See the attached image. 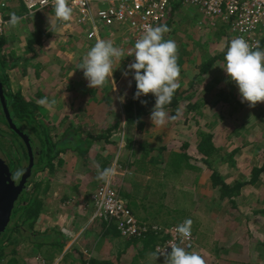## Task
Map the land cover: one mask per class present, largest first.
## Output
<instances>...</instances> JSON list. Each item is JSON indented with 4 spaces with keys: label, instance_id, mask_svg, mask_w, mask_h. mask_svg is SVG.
<instances>
[{
    "label": "rangeland",
    "instance_id": "374dc122",
    "mask_svg": "<svg viewBox=\"0 0 264 264\" xmlns=\"http://www.w3.org/2000/svg\"><path fill=\"white\" fill-rule=\"evenodd\" d=\"M1 3H4L6 7L11 4L6 0H0ZM14 3L17 8V0ZM170 17L171 30L167 33V38L174 40L177 44L180 67L178 78L180 87L176 90L177 92L187 91L190 82L198 74L199 66L207 59L217 56L218 60L212 65L208 74L200 77L203 81L196 90L194 99L180 105L184 106L186 103L191 105L199 101L198 108L191 111L183 107V111L176 112V119L174 121L169 119L164 126L153 124L150 112L144 117V123L151 124L145 125L140 130L133 128L131 131L130 136L136 142H145L155 150L168 145L167 150L180 152L183 144L188 143L186 153L191 158V165L197 168L186 174L183 169L171 174L168 164H160L162 155L157 151L150 153L148 157L156 159L155 167L150 162L144 161L143 168L146 167L151 173L150 175L145 173L146 176L141 174L137 180L139 185L142 184L141 196L149 197V201L145 200L144 203L147 209L142 210L140 216L148 215L150 218H159V220L176 218L182 223L186 219H191L192 230L195 232L192 233L194 247L189 252L195 251L201 254L206 264H264V215L260 213L264 210V173L256 183L247 184L237 196H234L232 200L235 206L232 207L227 200H219L217 189L211 187V168L204 163L206 158L196 149L199 142L198 132L212 135V143L222 151L225 157L223 162L216 160L213 168L224 182L232 185L235 182L249 181L251 170L264 166V102L257 103L255 107L249 106L247 102L242 103L237 86L229 81L227 73L223 70L224 56L231 41L224 25L211 22L196 14L190 3L186 1L178 10L171 12ZM103 36L101 39L111 40L117 47L126 46V43L120 40V34L114 33L113 36L104 34ZM23 40L20 36L13 40L11 54H8L9 49L3 52L4 56H7L5 59L11 61L12 57L16 58L17 55L24 54L26 48L23 46ZM84 41V44L80 42V47L64 49L68 50L65 54L69 58L65 64H56L55 67L39 65L47 62L43 61L45 57L39 58L36 60V62L41 61L39 64L33 61V64L23 63L15 67L8 79L11 91H17V86H20L24 97L34 99L42 106L38 110L40 124L49 125V129L52 130L51 135L55 137L54 141L60 138L59 135L68 123L76 128L83 125L84 130L89 134L102 133L105 128L112 127L117 121L125 120L122 107L128 100H133L135 81L131 73L127 77L123 75L128 69L125 57L115 62L113 76L109 78L111 85H107L106 82L102 87L88 86L83 70L79 69L75 60L83 61L87 51L95 42ZM116 74L119 76V83L115 79ZM68 76L70 79L67 78ZM2 77L0 62V78ZM51 84L63 86V89L68 86L64 84H69L74 89L76 98L71 96L72 91H68L69 96L55 99L56 102L67 101V104H70L68 101H72L75 104L74 108L61 107L60 112L48 113L46 106L52 99L48 91ZM37 87L40 88V97L37 94ZM111 87H113L114 95L108 96L106 93L109 94V92L106 90ZM42 89L45 90L44 94H40ZM91 89H94V93L90 92ZM220 91L224 92L225 98L218 95ZM78 94L82 95L81 99ZM105 95L109 97L108 100ZM103 96L104 99H102ZM140 99L147 101L156 98L149 93ZM41 100L47 102L41 104ZM85 102L88 108L80 109L87 112L79 113L75 106L84 105ZM126 131L125 128L113 131L109 138L112 146L108 145L109 143L92 142L89 148L91 159L102 152L110 154L108 156L112 159L107 169L112 170L113 165L116 168L112 184L116 189L122 188L123 191L125 188L127 191L131 189L129 184L132 177L135 178L132 170L126 171L124 167L122 168L126 152V136H124ZM86 132L82 134L83 138ZM128 152L130 153L129 149ZM142 154L140 151L139 158ZM60 158L63 160V166L56 169L51 193L47 195L45 212L40 215L35 231L42 234L47 230L65 229L69 232V236L66 237V245L62 252L71 253L77 250L83 253L85 251L91 257L101 256L113 260L116 264L125 262L130 264L132 256L126 253L121 254L124 252L123 243L119 245L108 237L95 238L96 231L93 233V240L88 233L96 223L98 224L97 221L90 222L93 211L89 210V200L96 188L104 182L101 179L97 180L99 172L93 164L85 166L82 159L79 157L76 159V156L69 152L62 154ZM91 159H89L90 163ZM9 165L12 167L13 162ZM86 170H88L87 173ZM128 172L133 176L125 177L131 176ZM39 176L37 175V180ZM94 176H96L95 180ZM142 179L145 183L141 182ZM152 181L163 185L162 191ZM155 190L156 195L151 197L150 194H154ZM177 225L179 224L170 223L168 226ZM99 226V224L96 226L97 231ZM17 249L18 257H20L27 256L32 248L28 243H22ZM118 254H121L120 262L116 259ZM59 260L60 258L54 264ZM27 263L42 264L36 258L27 259ZM137 263L165 264V259L157 258L156 260L155 256L147 254L145 259L138 257Z\"/></svg>",
    "mask_w": 264,
    "mask_h": 264
},
{
    "label": "trees",
    "instance_id": "16d2710c",
    "mask_svg": "<svg viewBox=\"0 0 264 264\" xmlns=\"http://www.w3.org/2000/svg\"><path fill=\"white\" fill-rule=\"evenodd\" d=\"M182 2H184V0H173L172 12L178 10L180 8V5H182ZM13 9L14 8H10V5H8L3 9V11H7V13L10 14L12 13ZM16 14L21 16L23 14V11H19ZM26 16L28 15L26 14ZM4 17L6 21H8L10 18L7 15H5ZM161 25H167L169 28L171 22L167 20L164 24ZM41 37L33 34L28 36L26 41L27 52H33V47H38L40 45ZM165 39H168L167 33L165 34ZM8 42L9 38H6V36L2 35L0 37V62L2 65L3 74V77L0 78V82H2L3 84H8L9 82L8 78H6L7 75L4 74V72L6 73L7 70L14 69L20 63L19 59L16 58H12L11 61L5 59L7 56H4L3 52ZM263 48L264 35L259 45V49L262 50ZM29 59L31 58H27L25 59V61H29ZM217 60L218 58L216 56L207 59L199 66L198 74L195 76V78L193 79V83L190 86L191 92L189 93V95L185 96L184 93L178 92L174 94L171 103L166 106V111L171 110L169 112L171 121H174V119H176V112L178 107L182 103L189 102L193 99V97H195L196 90L200 87V84L203 81L202 79H200V77H202V75L208 74V71ZM23 74L26 75L25 72H23ZM116 77L117 75L115 76V78ZM109 83L110 81H107V85H110ZM44 91L45 90L42 89V92L40 94H44ZM93 91L94 89H91L90 92L94 93ZM20 92L12 97L13 105L15 107V112H18L22 115L25 126L27 125L29 129H32L34 127V130L37 131L35 136L37 142L35 140L34 141L38 145L39 161L35 165L34 175L38 174L39 176L40 174V176L38 180H31V190L29 191V193L25 192L24 190V196L21 197L20 201L14 204L8 226L0 237V264H28L27 259L29 258L30 260H34V258H36L38 262L42 264H54V262L59 258L60 260L56 264H116L113 260L105 259L101 256L88 257L77 250H73L71 251V253L62 252L65 248L67 239L60 232V230H47L44 233L40 234L35 231V228L40 215L45 212V207L47 206V195L51 193L52 183L54 182L53 178L56 175V169L57 167L63 166V160L60 158V156L69 152L70 154L76 156V159L78 157L82 159V163H84L85 166L88 164H93L97 172L107 169L108 165L110 164L109 162L111 161V158H102L97 154L94 158L91 159L89 155V148L92 142L109 143V138L111 137L113 131L121 129V122L117 121L112 127L105 128V130L99 134H89L84 130L83 125L76 128L68 123L66 124L64 131L59 135L60 138L57 141H54L53 139L55 137L51 135L52 130L49 129V125H47L46 123H43L42 125L40 124V116L38 114V110L41 105L34 99H28L22 96ZM135 92L136 85L134 84L133 100H128L122 107V113L125 118V125L123 126V128L127 130L125 133V145L126 148L130 150V154L135 157L133 158V164L126 163V165H124V168L128 171L132 170V174L135 178L132 177L133 175L126 176L132 177V181L129 178L131 181L129 185L131 186L130 191H123L121 190V188H119L118 190L120 191L121 197L127 202V206L130 209L131 214L137 221L147 226H158L162 228L169 227L168 225L170 223L181 224V220L177 221L176 218H171V220H159V218H150L148 217V215L146 217L140 216L141 211H145L147 209L144 203L145 200L149 201V197L141 196L140 188L142 187V184L139 185L137 180L141 174L146 176L147 174L150 175L151 173L149 172V170H147L146 167L143 168L144 161L150 162V164L155 167L154 164L156 162L154 160L156 159H154L153 157H148L150 153L157 151L158 154L162 155V159L160 158L159 160L160 164H168L171 174H173V172L179 171L180 169H183L184 173L186 174L193 170H196L197 168L190 163L191 158L186 153L189 145L186 142L183 144L182 150L180 152H171L167 150L168 145H163L162 147L155 150L149 147L150 145L148 146L145 142H136V140H134L133 137L130 136L133 128L136 130L143 129L144 117L150 114V112L152 111V107L155 105L154 99L147 100L146 104L141 103V99H134ZM218 95L224 98L226 96H224V92L222 91L218 92ZM187 106L189 110L197 107L196 104H188ZM43 109L46 112L45 108ZM84 132H86V136L83 138L82 134ZM197 136L199 138V142L196 146V149L200 155L206 158L204 159V163L209 168H211V187L217 189L218 198L220 201L227 200L230 205L234 207L235 202L232 200L234 196H237L240 190L247 184L253 185L254 183H256L259 177L264 173V166L260 168H253L251 170V178L249 181L235 182L232 185H229L224 182L219 173L213 168V163H215L216 160L223 162L225 157L222 155V151L218 150L212 143V135L198 132ZM136 145H138V148L136 147ZM140 151H142L143 154L142 157L140 156L139 158ZM89 159H91V163L89 162ZM87 171L88 170H86L85 172L87 173ZM94 175H97V173H94ZM95 179L96 176H94V180ZM141 182L145 183V180L142 179ZM152 182L153 184H155V181ZM155 186L161 188V191L164 187L161 184H155ZM153 193L154 194H150L151 197H153V195L155 196L157 191ZM88 196H86V198ZM260 213L264 215V210ZM99 227L98 228L100 231H97L96 227L92 230V235L96 231V233H94L96 234L95 238L101 237V239H103V237H108L111 240H115L116 242H118L119 245L123 243L124 249L122 250L124 252L121 254L123 255L124 253H126L127 255L132 256L130 264H138L137 258L141 257L142 259H145L147 254L155 256L153 248L158 242V238L154 234H147L141 239L126 240L119 236L118 232L115 229L114 223L112 222H102L100 223ZM194 232L195 230H192V233ZM120 240H124V242H120ZM22 243H28L32 249L30 250V252H28L29 254H27V256L24 255L18 257L17 248ZM121 254H118L116 258L118 262H120L119 260L121 259ZM157 258L161 259L160 257ZM122 264L128 263L125 262Z\"/></svg>",
    "mask_w": 264,
    "mask_h": 264
},
{
    "label": "built area",
    "instance_id": "2783aa9c",
    "mask_svg": "<svg viewBox=\"0 0 264 264\" xmlns=\"http://www.w3.org/2000/svg\"><path fill=\"white\" fill-rule=\"evenodd\" d=\"M211 22H219L228 30L231 40L243 37L255 50L259 48L264 35V0H185ZM173 0H69L73 8L70 21H61L65 27L80 29L86 41L96 42L104 34L121 35L127 64L134 61L128 56L133 50L135 41L141 37L143 26L164 24L171 11ZM28 16L38 12H54L52 0H21ZM0 4V37L4 34L7 24ZM113 165L111 175L104 180L90 196L92 216L90 222H112L119 236L123 239H141L147 234H154L158 242L154 246V254L165 249L171 252V245H179L186 251L194 247V238H183L176 232V226L166 228L147 226L137 221L131 214L127 202L121 197L120 191L112 184L115 174ZM65 236L69 232L60 230ZM84 255L91 257L87 252ZM164 258L165 256L159 255Z\"/></svg>",
    "mask_w": 264,
    "mask_h": 264
},
{
    "label": "clouds",
    "instance_id": "9594fccd",
    "mask_svg": "<svg viewBox=\"0 0 264 264\" xmlns=\"http://www.w3.org/2000/svg\"><path fill=\"white\" fill-rule=\"evenodd\" d=\"M55 18L59 21H70L73 8L69 0H52ZM5 23L15 27L23 19L15 12L9 14ZM169 32L167 25L153 26L145 24L143 33L135 41L134 48L128 56H134V61L128 65L123 73L127 77L130 73L135 81L136 92L134 99L139 100L149 93L154 95L155 105L151 111V121L157 126H164L171 117L166 106L173 99L176 90L180 87L178 78L180 67L178 64V47L174 40L165 39ZM125 57V50L117 47L111 40L100 39L87 51L79 69L83 70L88 86L102 87L114 73V64ZM229 81L233 82L241 96V102H247L255 107L264 102V50L252 46L243 38L237 37L230 41L224 56ZM123 100V97H121ZM41 100L40 103H46ZM146 104L147 101H141ZM111 169H104L98 173V179L106 180L111 175ZM191 219H186L176 226V232L187 239L192 235ZM171 252L165 249L158 254L165 256V264H206L204 257L198 252H188L179 245H171Z\"/></svg>",
    "mask_w": 264,
    "mask_h": 264
},
{
    "label": "crops",
    "instance_id": "0c3cea01",
    "mask_svg": "<svg viewBox=\"0 0 264 264\" xmlns=\"http://www.w3.org/2000/svg\"><path fill=\"white\" fill-rule=\"evenodd\" d=\"M6 1H8V2H11V4H10V8L12 7V8H14L13 10H12V12H15V13H17V12H22L23 11V14L21 15L22 17H23V19L21 20V22L18 24V25H16L15 27H12V26H9V25H7V28H6V30H5V32H4V36H6V38H9V42H8V44H7V46L4 48V51H7V49H9L8 50V54H11V46H12V44H13V40L14 39H18L19 38V36H20V38L23 40L24 38V40L22 41V42H24V44H23V46H25V48H27L26 47V41H27V38H28V36H30L31 34H33V35H38V36H42L41 37V41H40V45L37 47V46H35V47H33V52H28V55H27V49L24 51V54L22 55V54H20V55H17V57H16V59H19V65L20 64H23V63H32L33 61H34V63L36 64H39L40 62H36V60L37 59H39V58H43V57H45V59L43 60V61H47V62H45V63H40L39 65H44V66H57L56 64H65L66 63V60L68 61L69 60V58L66 56V51H68V50H64V49H66L67 47H70V48H76V47H80V42L82 43V44H84L85 43V38H84V34H83V32L80 30V29H78V28H74V27H72V26H67V27H65L64 25H62V22L61 21H59V20H57L56 18H55V14H54V12H50V11H43V12H38V13H36V14H34V15H32V16H26V12H25V10H24V8H23V6H22V3H21V0H17V8H16V3H13V2H15L16 0H6ZM185 1V0H184ZM183 3L184 2H182V5H183ZM189 3V2H188ZM192 6V5H191ZM173 7V6H172ZM172 7H171V11H170V13L172 12ZM192 8L195 10V12H196V14H198V15H200V16H202V17H204L203 15H201L199 12H198V10L196 9V8H194L193 6H192ZM3 12V14H4V16L5 15H7V16H9V13H7V11H2ZM9 12V11H8ZM6 13V14H5ZM170 13H169V15H168V18H167V20H169L170 21V19H171V17H170ZM10 17V16H9ZM205 18V17H204ZM206 19V18H205ZM166 20V21H167ZM165 21V22H166ZM164 22V23H165ZM171 27V26H170ZM170 27H169V31L171 30L170 29ZM104 37V36H103ZM96 43V42H95ZM25 56V57H24ZM181 56V55H180ZM13 58V57H12ZM15 58V57H14ZM27 59V58H31V59H29V61H25L24 59ZM36 58V59H35ZM47 59V60H46ZM75 62H76V64H78V66L80 67L81 66V64L83 63V61L82 60H75ZM33 64V63H32ZM194 67H196V66H194ZM15 70V68L14 69H12V70H10V72H6V78H8V79H10V75H12L11 73L13 72ZM117 75V74H116ZM65 76V75H64ZM196 76V75H195ZM80 77V76H79ZM118 75H117V77L115 78V79H117V81H118V83L120 82V79H118ZM68 79H70V76H68L67 77ZM195 78V77H194ZM80 80H81V78H80ZM10 81V80H9ZM64 81H65V79H64ZM69 81V80H68ZM108 81H110V79L108 80ZM81 82V81H80ZM111 83V82H110ZM109 83V84H110ZM193 83V80L190 82V84H189V87H187V91H182V92H178V93H184V95L186 96V95H189V93L191 92L190 91V86H191V84ZM64 85H68V86H65V88L63 89V86L62 87H60V85H56V84H51V86H49L50 88L48 89V91L50 92V94H49V96H51V101L50 102H48V104H47V110H48V113H56V112H60L61 110V107H64V109H67V108H69V109H71V108H74V105L75 104H73V102L72 101H68V102H70V106L67 104V101H64V100H62V101H59V102H56L55 101V99L56 98H63L64 96H69L68 94H70L68 91H72V94H71V96L73 97V98H76L77 97V94L76 93H74L75 91H74V89H72L70 86H69V84H64ZM111 85V84H110ZM45 87V86H44ZM38 88V87H37ZM16 90H19V91H21V89H20V86L18 87L17 86V89ZM107 92H109V94L108 93H106L108 96H112V95H114L113 94V92H114V90H113V87H111L110 89H108V90H106ZM39 92H40V88H38V90H37V94H39ZM48 92V93H49ZM177 92V91H176ZM175 92V93H176ZM44 93V92H43ZM78 96L80 97V99L82 98L81 96L82 95H79L78 94ZM184 96V97H185ZM102 97V96H101ZM100 97V98H101ZM105 98L108 100V98L109 97H107L106 95H105ZM102 99H104V96H103V98ZM193 99H194V97H193ZM85 101V100H84ZM189 102H191V100L189 101ZM59 103H61V104H59ZM193 104H196L197 105V107H195V108H198V104H200V102L199 101H197V102H194ZM193 104H191V105H193ZM182 105V104H181ZM188 103H186L184 106H179L178 107V109H177V112L179 111V110H181V111H183V107L185 108V110L187 109V110H189L188 109ZM58 106L60 107V108H58ZM78 107H79V109H78ZM88 108V105L86 104V102H85V104L83 105H79V106H75V108H76V110H78L79 111V113L80 112H82L83 114L84 113H86L87 112V110L86 111H83L82 109H80V108ZM192 109H194V108H192ZM184 110V111H185ZM191 110V109H190ZM170 110H168V112H169ZM192 111V110H191ZM115 124V123H114ZM113 124V125H114ZM151 123L149 122V123H144V126H143V128L145 127V125H150ZM125 125V121H123V122H121V129H124L123 128V126ZM125 136V135H124ZM110 141V140H109ZM143 141H144V139H143ZM108 144V143H107ZM108 145H111L112 146V144H111V142H109V144ZM108 150V147L106 146V151ZM125 153H124V161H122L123 162V165H122V168L124 167V165H126V163H129V164H133V155H131L129 152H128V148H126V146H125ZM98 155H100L102 158H107V157H109L110 156V154H107L106 152H102V153H99ZM109 155V156H108ZM112 159V158H111ZM126 161V162H125ZM124 170H126L127 171V169H125L124 168ZM124 172V171H123ZM128 173H130V172H128ZM130 175H131V173H130ZM132 176V175H131ZM126 177V176H125ZM124 177V178H125ZM130 185V184H129ZM91 190H93L92 188H91ZM121 190H122V188H121ZM124 191H127L126 190V188L124 189ZM130 191V190H129ZM91 192V191H90ZM92 208H91V205L89 204V210H91ZM86 211V210H85ZM89 214H90V211H89ZM98 224L96 223V225H94L91 229H90V231L88 232L89 234H90V236H91V239H93V235H92V230L94 229V228H96V226H97ZM99 225H100V223H99ZM88 234V235H89ZM94 236H96V234H94ZM94 240V239H93Z\"/></svg>",
    "mask_w": 264,
    "mask_h": 264
},
{
    "label": "flooded vegetation",
    "instance_id": "af4514ba",
    "mask_svg": "<svg viewBox=\"0 0 264 264\" xmlns=\"http://www.w3.org/2000/svg\"><path fill=\"white\" fill-rule=\"evenodd\" d=\"M0 83L2 84V98L0 97V193L6 199L15 192L23 174L29 164L31 165L26 182L17 191L14 199L15 204L24 196V190L29 193L31 180L36 179L38 175H34L35 165L39 161L38 145L35 143L37 131L34 130V127L29 129L27 125L25 126L22 115L15 112L12 97L20 91L13 92L10 90L9 83ZM20 94L22 95V92ZM12 162L13 166L10 167L9 164Z\"/></svg>",
    "mask_w": 264,
    "mask_h": 264
},
{
    "label": "water",
    "instance_id": "95a60500",
    "mask_svg": "<svg viewBox=\"0 0 264 264\" xmlns=\"http://www.w3.org/2000/svg\"><path fill=\"white\" fill-rule=\"evenodd\" d=\"M0 97L2 98L1 84H0ZM30 170H31V165L29 164V167L22 176L19 186L16 188L15 192L11 195V197H8V199H6V197L0 193V237L4 232V230L6 229V227L8 226L14 205V199L16 198L17 195V191H19V189H21L23 184L26 182Z\"/></svg>",
    "mask_w": 264,
    "mask_h": 264
}]
</instances>
